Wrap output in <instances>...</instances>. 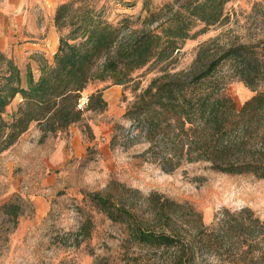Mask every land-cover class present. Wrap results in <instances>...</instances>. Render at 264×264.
I'll return each mask as SVG.
<instances>
[{"label": "trees", "instance_id": "obj_1", "mask_svg": "<svg viewBox=\"0 0 264 264\" xmlns=\"http://www.w3.org/2000/svg\"><path fill=\"white\" fill-rule=\"evenodd\" d=\"M229 1L173 0L154 10L144 5L146 15L136 29L125 18L116 24L107 21L95 1L61 3L53 24L58 32H66L51 63L33 56L23 73L0 51V151L32 123L44 135H54L79 122L85 112L103 111L104 88L78 107L88 86L126 85L136 71L169 60L186 40L222 23ZM260 44L230 46L214 53L201 46L190 70L154 78L135 96L126 115L137 123L148 145L144 153L161 171L172 173L183 164L204 163L213 172L264 179V92L254 91L264 82ZM227 60L234 63L239 81L255 92L242 103L228 92L224 78L216 77L215 69ZM17 98L15 110L3 118ZM130 193L116 184L105 193L85 195L84 200L120 225L128 242L153 249L160 257L166 253L156 264H199L204 256L216 257L219 264H264V220L251 210H225L213 231L202 229L200 223L188 234L193 220L184 218L194 215L199 221L193 211L186 216L181 206L151 196L147 205L158 229L139 217L129 202ZM3 207L15 221L19 207ZM173 214L187 226L183 238L168 224Z\"/></svg>", "mask_w": 264, "mask_h": 264}, {"label": "rangeland", "instance_id": "obj_2", "mask_svg": "<svg viewBox=\"0 0 264 264\" xmlns=\"http://www.w3.org/2000/svg\"><path fill=\"white\" fill-rule=\"evenodd\" d=\"M103 17L113 23L128 19L136 29L146 15L144 5L154 10L173 0H92ZM222 23L209 27L195 39L186 40L172 57L136 71L122 86L110 82L88 86L79 100L103 89L106 107L101 112H85L82 119L54 135L43 134L36 123L7 149L0 151V264H156L155 250L128 242L118 224L108 221L85 200V195L105 193L112 185L132 191L129 202L139 217L150 225L148 199L163 197L181 206L186 216L193 211L191 232L196 226L213 231L223 212L251 210L264 220V179L252 175H227L207 169L204 163L183 164L165 173L144 153L148 145L137 123L126 115L135 96L152 79L163 74L190 70L201 46L210 53L242 44L256 45L264 54V0H231ZM197 27L195 31L200 30ZM61 30L59 35L65 34ZM13 46V44H12ZM12 46L6 56L25 73ZM11 47V48H10ZM232 61L222 62L216 77L224 78L228 92L242 103L256 92H264V82L251 90L235 76ZM19 98L6 108L7 118ZM4 205L19 207L12 220ZM166 219V218H165ZM185 222L176 214L169 226L183 238ZM86 227V228H85ZM159 229L160 227L157 226ZM204 229V230H205ZM174 250V249H173ZM172 249L169 250V254ZM199 264H219L214 256H204Z\"/></svg>", "mask_w": 264, "mask_h": 264}, {"label": "crops", "instance_id": "obj_3", "mask_svg": "<svg viewBox=\"0 0 264 264\" xmlns=\"http://www.w3.org/2000/svg\"><path fill=\"white\" fill-rule=\"evenodd\" d=\"M65 1L0 0V51L6 53L13 44V53L24 66L33 56L51 63L60 38L53 17Z\"/></svg>", "mask_w": 264, "mask_h": 264}]
</instances>
